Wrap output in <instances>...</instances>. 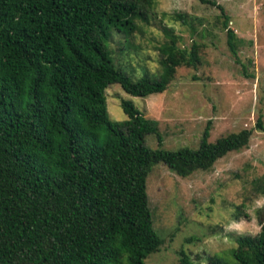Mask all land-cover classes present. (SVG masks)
I'll use <instances>...</instances> for the list:
<instances>
[{"label":"trees","instance_id":"obj_1","mask_svg":"<svg viewBox=\"0 0 264 264\" xmlns=\"http://www.w3.org/2000/svg\"><path fill=\"white\" fill-rule=\"evenodd\" d=\"M208 3L223 16L235 58L228 18ZM152 6L153 0H0V264H144L163 244L146 194L152 167L162 164L184 178L247 147L251 129L208 143L207 123L197 148L149 149L144 138L160 144L158 127L129 101L120 102L124 121L108 119L107 86L133 97L158 95L177 68L199 62L197 45L179 46L180 37L163 26L157 79L133 81L114 67L111 35L139 32L136 21L147 24ZM166 16L186 25V15ZM253 130L264 134L260 116ZM234 242L209 264H264V217L256 235ZM177 264L192 261L180 251Z\"/></svg>","mask_w":264,"mask_h":264},{"label":"rangeland","instance_id":"obj_2","mask_svg":"<svg viewBox=\"0 0 264 264\" xmlns=\"http://www.w3.org/2000/svg\"><path fill=\"white\" fill-rule=\"evenodd\" d=\"M208 2L228 18L235 58L226 45L223 16ZM174 13L186 15V25L163 17ZM136 25L140 30L130 38L112 34L107 43L114 67L133 81L158 78L156 49L163 43V26L180 37L179 46L196 44L199 62L195 68H177L158 95L133 97L117 84L107 86L110 121L125 120L120 102L129 101L158 127L160 144L147 135L144 145L168 151L197 148L207 123L208 143L252 130L246 148L227 153L207 171L181 178L156 164L146 179L152 227L163 244L144 264H177L180 251L192 264H209L227 256L236 237L256 235L264 217V134L253 130L258 116L264 124V0H153L147 24Z\"/></svg>","mask_w":264,"mask_h":264},{"label":"clouds","instance_id":"obj_3","mask_svg":"<svg viewBox=\"0 0 264 264\" xmlns=\"http://www.w3.org/2000/svg\"><path fill=\"white\" fill-rule=\"evenodd\" d=\"M259 203V202H258Z\"/></svg>","mask_w":264,"mask_h":264}]
</instances>
